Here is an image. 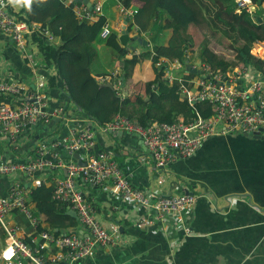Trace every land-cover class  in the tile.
<instances>
[{
	"label": "built area",
	"instance_id": "obj_1",
	"mask_svg": "<svg viewBox=\"0 0 264 264\" xmlns=\"http://www.w3.org/2000/svg\"><path fill=\"white\" fill-rule=\"evenodd\" d=\"M68 2L65 4V2ZM63 0L64 6H72L79 20L93 22L102 11L104 0L89 7L84 0ZM87 1V0H86ZM240 10L254 13L258 6L249 0H234ZM24 7V5H22ZM120 13L132 17L136 9H124ZM20 12L8 0H0V33L15 44L17 52L34 75L30 85L12 79L0 80V137L12 151L22 147V138L34 136L37 125H48L55 120L64 126L74 124L68 135L52 141L36 142L34 157L21 161L0 160V179L10 181L8 194L0 197V226L4 231V247L0 252L1 264H80L94 257L97 249L110 248L117 244V228L107 230L96 219L85 193L78 189L94 187L107 190L116 202L129 209L128 222L137 230L172 238L181 230L189 232L186 216L192 210L199 194L164 195L135 188L129 182L126 170L113 151L99 149L97 136L129 134L136 136L144 145L146 154L138 157L142 165L153 166L158 173L156 183L163 187L169 178V167L179 160L194 156L202 144L211 138L225 136L249 137L259 131L264 134V75L250 65L234 66L222 72L210 64L195 61L192 53L185 51L184 64L178 61L167 63L164 79L176 85V94L188 106L203 103L210 115L200 113L188 122L178 121L142 123L115 114L110 122L98 125L83 117H73L71 109L53 105L49 98L47 80L40 70L35 34L43 35L48 42L53 37L41 24L18 21ZM110 29L105 25L101 37ZM135 31L138 29L135 27ZM250 54L264 63V38L256 37ZM156 66H160L157 64ZM189 67L187 70L186 67ZM185 69L191 78L174 76L173 72ZM190 70L196 71L193 74ZM108 84L120 100L124 101V85L119 70L107 71L106 76L96 79ZM75 109V108H74ZM73 109V110H74ZM75 112V110H74ZM32 147V145H31ZM64 151L68 161L61 152ZM79 155V160L74 155ZM79 161L84 165H80ZM65 173V176L63 174ZM39 174V175H37ZM25 179L20 182L19 177ZM51 199L67 205L74 211L82 233H53L38 231L41 217L28 206V182L32 188L50 185ZM12 213L22 216L32 228L26 234L9 217Z\"/></svg>",
	"mask_w": 264,
	"mask_h": 264
},
{
	"label": "crops",
	"instance_id": "obj_2",
	"mask_svg": "<svg viewBox=\"0 0 264 264\" xmlns=\"http://www.w3.org/2000/svg\"><path fill=\"white\" fill-rule=\"evenodd\" d=\"M87 1L93 6L100 0ZM67 3L66 1L65 4ZM10 4L18 12L23 8V4ZM138 6L135 3L131 9L137 10ZM126 19L120 13L117 2L104 0L101 14L90 23L101 30L107 25L110 30L124 34L131 17L127 19L123 30ZM136 33L134 27L132 34ZM153 36L151 32L141 34L138 38L147 44L143 45L134 40L128 51L129 55L142 53L154 45L167 46L172 31H164L157 39ZM191 53L193 59L198 61L196 52ZM37 59L40 63L39 72L45 78H50L54 69L46 70L41 57ZM90 70L95 79L106 76L107 71L119 70V58L111 52H105L103 45L99 44L95 64ZM181 71L179 77L184 76L185 69ZM4 79L19 81L31 87L35 81L31 69L17 52L15 44L0 33V80ZM154 79L150 61L136 65L129 89L124 87L123 103L129 104L130 99L133 100V93L141 95L146 101L148 94L144 93V84ZM140 84L142 88L136 91L133 87ZM48 94L53 105L72 110L71 119L78 117L74 107L67 104L68 99L64 93L49 90ZM56 121L58 120L48 125H37L34 136L21 139L22 147L18 151H12L6 140L0 137V142L7 143L6 148L0 150V160L6 158L7 161L16 162L32 158L36 142L45 139L55 141L68 135L73 124L68 122L65 127L61 121ZM243 138L247 137L237 135L206 140L194 156L179 160L169 167L170 179L160 187L156 183L159 175L154 167L138 162V157L146 154V150L136 136H97L99 149L113 151L116 160L124 168L128 166V169H125L126 175L133 187L150 192L159 191L164 195H179L187 191L189 194L202 193L204 196L197 199L186 216L189 232L181 230L167 239L157 233L133 228L128 222V207L116 202L109 191L94 187L84 189L77 185L78 189L85 193L95 219L107 230L116 226L118 231L116 245L97 249L93 258L80 264H264V178L255 173L258 165H263L264 168V147L259 142H248ZM60 152L62 158L68 161L64 151ZM19 180L25 181L22 176ZM9 185L8 179H0V197L8 194ZM49 186H52L51 180ZM25 187L32 188L28 182ZM39 216L41 223L46 220L44 215ZM9 219L26 234L32 232V228L22 216L12 213ZM70 231L75 233L73 229ZM80 231L84 230L79 224L76 232ZM3 247L4 241L0 252Z\"/></svg>",
	"mask_w": 264,
	"mask_h": 264
},
{
	"label": "trees",
	"instance_id": "obj_3",
	"mask_svg": "<svg viewBox=\"0 0 264 264\" xmlns=\"http://www.w3.org/2000/svg\"><path fill=\"white\" fill-rule=\"evenodd\" d=\"M62 1L32 0L30 7L22 8L17 20L30 25L41 24L48 29L53 37L51 42L43 35H34L44 68L54 69L47 80L48 89L64 93L67 104L75 108L78 117L98 125L110 122L117 113L142 123H172L180 118L188 122L197 113L209 116L203 103L188 106L176 94V85L164 79L168 62L175 60L184 64L187 61L186 50L195 51L201 63L210 64L215 70L225 72L236 65L247 64L264 75V63L250 54L255 38H264V22L256 20V17H264L260 6L249 14L240 10L234 0H114L124 9H131L135 3L139 6L124 34L110 30L102 38L100 27L88 20H79L72 6H64ZM249 1L264 4V0ZM134 27L138 28L136 34H132ZM166 30L172 31L167 46L154 45L142 53L129 55L133 37L151 32L157 39ZM99 44L105 52L119 58V78L124 87L130 86L136 65L146 60L151 62L155 79L144 84V93L148 94L146 101L133 93V100L123 103L114 90L102 87L92 76L90 69L95 64ZM215 45L235 52L237 62L218 56ZM185 75L189 76L187 79L192 77L190 73ZM51 194L52 186L30 188L28 192V206L35 214L46 218L37 230L54 235L71 233V229L76 232L79 222L68 216L67 205L53 201ZM4 238L0 226V247Z\"/></svg>",
	"mask_w": 264,
	"mask_h": 264
},
{
	"label": "water",
	"instance_id": "obj_4",
	"mask_svg": "<svg viewBox=\"0 0 264 264\" xmlns=\"http://www.w3.org/2000/svg\"><path fill=\"white\" fill-rule=\"evenodd\" d=\"M79 2H81V0H79ZM83 2L86 3L89 7H91V5L88 3V1L84 0ZM256 20H257V22L262 23V22H264V17H256ZM127 22L128 21L126 19L125 22H124V26L122 27L123 30L125 29V25L127 24ZM134 40L137 41L138 43H142L143 45L147 44L145 41H142L138 37H134ZM186 69L188 70L189 67L187 66ZM190 71L193 74H195V72H196L194 70H190ZM101 86L104 87V88H108V89L111 88L108 84H104V85H101ZM56 122H58V121H56ZM119 135H121V134H119ZM243 139L247 140L248 142H259V143L263 144V147H264V134H263L262 131H259V132L255 133V134H253V135H251V136H249L247 138H243ZM74 158L75 159H79V156L76 154V155H74ZM1 161H5V158H2ZM79 164L80 165H84L81 162H79ZM262 167H263V165H261V166L258 165L255 168V173L257 172V174H259L261 177L264 178V168H262ZM184 194H189V193L187 191H184ZM262 206L264 207V205H262ZM67 215L72 217V218H74V219H77V215H76V213L74 211L69 210ZM79 233H82V231H80Z\"/></svg>",
	"mask_w": 264,
	"mask_h": 264
},
{
	"label": "rangeland",
	"instance_id": "obj_5",
	"mask_svg": "<svg viewBox=\"0 0 264 264\" xmlns=\"http://www.w3.org/2000/svg\"><path fill=\"white\" fill-rule=\"evenodd\" d=\"M216 50V54L218 56H220L221 58H224V60H229V61H232L231 63H235L237 62L236 60V55H235V52L231 51V50H228L227 48H225L224 46H213ZM235 61V62H234ZM236 66H241V65H236ZM182 71H176V72H173V75L174 76H179L181 74ZM126 88L129 89V87L126 85ZM142 88V85L140 84L136 90L137 91H140V89ZM125 91V89H124ZM72 123V122H71ZM73 124V123H72ZM74 126V124H73ZM73 128V127H72ZM7 146V143L5 142H0V150H3L5 149ZM76 155V154H75ZM78 155V154H77ZM79 156V155H78ZM75 159V158H74ZM75 160H79V159H75ZM80 162V161H79ZM64 173V172H63ZM63 176H65V173L63 174Z\"/></svg>",
	"mask_w": 264,
	"mask_h": 264
},
{
	"label": "clouds",
	"instance_id": "obj_6",
	"mask_svg": "<svg viewBox=\"0 0 264 264\" xmlns=\"http://www.w3.org/2000/svg\"><path fill=\"white\" fill-rule=\"evenodd\" d=\"M13 4H23L24 6L30 7L32 0H9Z\"/></svg>",
	"mask_w": 264,
	"mask_h": 264
}]
</instances>
